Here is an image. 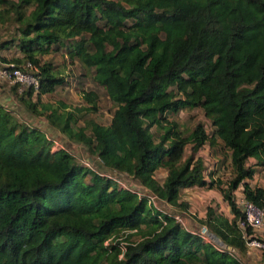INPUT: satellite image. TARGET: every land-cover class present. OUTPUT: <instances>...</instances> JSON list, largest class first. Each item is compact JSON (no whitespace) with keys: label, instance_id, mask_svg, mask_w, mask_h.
<instances>
[{"label":"trees","instance_id":"16d2710c","mask_svg":"<svg viewBox=\"0 0 264 264\" xmlns=\"http://www.w3.org/2000/svg\"><path fill=\"white\" fill-rule=\"evenodd\" d=\"M1 5L0 21L19 25L16 46L22 53L20 60L4 61L38 70V88L18 92L12 85L16 94L29 110L45 114L51 127L85 146L101 171L76 162L69 149L51 151L43 130L22 124L0 103V264H243L107 173L131 177L160 203L183 210L188 203L179 201L181 189L215 185L232 218L207 207L199 222L226 247L245 251L234 192L242 186L246 198L264 209V189L244 182L253 175L249 158L264 164V0ZM78 37L69 56L93 69L94 80L116 104L108 125L73 127L76 112L96 111L95 92L82 93L88 107L71 110L40 100L63 78L38 57ZM33 93L37 100L26 101ZM193 108L204 111L230 151L233 177L226 186L207 182L204 161L194 156L209 139L214 143L204 126L183 136L163 117ZM153 126L162 129L157 140L149 132ZM190 141L193 155L183 158ZM159 168L167 171L162 182L154 177Z\"/></svg>","mask_w":264,"mask_h":264},{"label":"rangeland","instance_id":"374dc122","mask_svg":"<svg viewBox=\"0 0 264 264\" xmlns=\"http://www.w3.org/2000/svg\"><path fill=\"white\" fill-rule=\"evenodd\" d=\"M9 1L16 2L17 0ZM2 6L4 5H1L0 8H2ZM30 9L31 8H26V12H29ZM98 24L101 27H105L103 20H99ZM18 26L19 25L13 20L8 19V21L5 22L0 21V44H7V47L0 49V65L12 63L8 62L9 60L12 61V59L20 60L22 58V53L16 46V39L19 36ZM75 40H81V38L78 37L77 39L67 40L63 45H52L49 53L38 57L40 64L43 62L49 63L58 76L63 78V82L56 86L52 93L42 95L40 100L41 102H50L52 104L62 102L68 106V110H71L73 108L88 107L89 105L84 100L82 93L87 91L95 92L97 94L95 100L96 111L83 110L81 112H76L78 120L73 124V127L75 129L84 127L89 121H94L102 125H108L116 108V104L110 100L105 88L97 84L94 80L93 69L85 67L76 57L71 59L69 56V53L72 50L71 43ZM82 40L84 45L90 49L91 46L87 42V35L83 36ZM4 60L8 61L6 62ZM23 63L24 61L21 62V67L27 65V63ZM5 88H7V91H4ZM0 90H3L0 91V103L4 104V106L22 124L43 130L50 138L51 148L54 146L52 148L53 152L61 148L69 149L76 162L82 163L84 166H90L96 170L101 169L99 162L89 154L85 146L69 139L66 135L51 127L47 122L45 114L29 110L24 101L21 100V95L19 96L16 94V89L14 90L12 85L6 81L0 80ZM24 98L26 101L28 100L30 102H35L37 100L36 93H33L29 99L26 96ZM163 117L167 122L175 123L177 125V129L183 136H188L198 124H202L204 126L209 138H212L214 143H211V139H209L205 145L194 154V156L195 158L200 157L204 161L203 175L207 182L216 180V182H222V186H226V183L233 177L230 163V151L223 145L222 141L213 134L214 128L211 125L210 119L205 116L204 111L201 108L180 109L177 112L167 111ZM149 132L153 135V138L157 140L162 134V129L153 126L149 129ZM86 133L90 134V131L86 129ZM55 140L59 142L55 144ZM191 148L192 142L190 141L185 147L183 158L193 155ZM93 160H95V162ZM247 165H250V160H247ZM166 174V169L159 168L154 172V177L159 182H162ZM114 176L119 179H125L130 184L129 186L144 191V188L131 177L119 174H114ZM208 187L210 186L208 185ZM202 191H208V189L205 187L203 189L194 188L191 191L185 192H183V189L180 190L179 201L188 203L187 210H183L169 204L160 203L159 201H156V207L160 210L164 209L179 216L181 213H188L193 219L200 221L201 218H204L207 207H210L208 204L214 202L215 204L212 208L217 212V209L221 208L220 203H223L222 198L219 201V199L209 195L208 199L210 198V200L207 199L203 203V209L205 211L202 210L201 206L195 207L196 203H193L192 201V197L194 198L193 194H197ZM239 193H241V191ZM218 194L221 196L220 193ZM226 206L227 204H224V207ZM223 213H227L226 208L222 209V214ZM118 241L121 242L119 239Z\"/></svg>","mask_w":264,"mask_h":264},{"label":"built area","instance_id":"2783aa9c","mask_svg":"<svg viewBox=\"0 0 264 264\" xmlns=\"http://www.w3.org/2000/svg\"><path fill=\"white\" fill-rule=\"evenodd\" d=\"M37 73V68L30 63H27L26 66L21 68L16 67L13 63L0 65V77L10 85H18V92H23L30 88L36 90L39 85ZM57 142L59 141L55 140V144H57ZM53 147L54 146H52V148ZM107 176L116 181L119 187L137 193L139 196H146L148 198V203L156 206V201H158L156 196L129 186L130 184L127 180L116 178L114 174L107 173ZM235 203L241 214L237 220V226L242 232V237L245 240V247L258 249L264 252V209L247 199L243 192L235 194ZM174 217L179 223L183 222L182 215L179 216L175 214ZM191 232L197 234L204 242L214 244L217 250L226 251L238 258L237 249L226 247L219 239L217 240L206 225L201 224L197 230ZM107 243L108 241H106V244Z\"/></svg>","mask_w":264,"mask_h":264},{"label":"crops","instance_id":"0c3cea01","mask_svg":"<svg viewBox=\"0 0 264 264\" xmlns=\"http://www.w3.org/2000/svg\"><path fill=\"white\" fill-rule=\"evenodd\" d=\"M0 80L5 81L1 77H0ZM0 91H3V90H0ZM4 91H7V88H5ZM4 93H6V92H4ZM5 97H7V96H5ZM249 160H250V166L253 168V175L251 178L245 179L244 182H247L250 187H261L264 189V164H258L257 160L254 158H249L248 161ZM204 187L207 188L208 191H202V192H198L197 194H193L194 198L192 197V201H193V203H196L195 207L201 206L202 210H204L203 209V203L208 199L209 195L214 197V198L219 199V201L222 198L223 203L222 202L220 203L221 208L217 209V212L219 214H222V209L226 208L227 213H223V215L226 216L227 218L231 219L232 213L230 211V207L227 204V202L224 201L221 192L219 191L218 188L215 187V185H212L210 187H208V185H206V186L194 185V186H191L188 188H184L183 192L191 191L194 188L203 189ZM242 190H243V187L239 186L237 188V190L234 192V194L239 193L240 191L243 192ZM218 193H220L221 196ZM183 198H184V196H183ZM208 200H210V198ZM214 204L215 203L212 202L211 204H208V205L210 207H213ZM224 204L225 205L227 204V206L224 207ZM204 211H203V213H204ZM181 215L183 218V222L181 224L184 228H186L187 230H190V231L198 229V227L200 226L199 221H196L195 219H193L192 216H190L188 213H181ZM263 236H264V233H263ZM237 253H238V258L241 260V262L243 264H264V252H262L261 250L253 249V248H246L244 252H240L237 250Z\"/></svg>","mask_w":264,"mask_h":264}]
</instances>
